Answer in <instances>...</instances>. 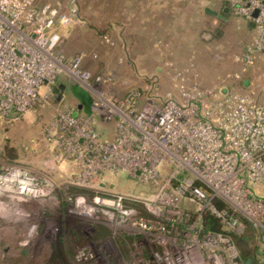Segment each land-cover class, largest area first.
<instances>
[{
  "label": "built area",
  "instance_id": "obj_1",
  "mask_svg": "<svg viewBox=\"0 0 264 264\" xmlns=\"http://www.w3.org/2000/svg\"><path fill=\"white\" fill-rule=\"evenodd\" d=\"M69 2L62 10L0 0V119H18L58 98L62 72L91 96L88 114L61 106L44 128L54 160L72 166L60 180L20 164L0 168V229L12 227L9 241L19 245L11 252L42 255L49 240L69 233L68 221L86 237L75 251L84 264H244L225 230L244 229L238 212L264 235V97L188 85L181 76L180 97L149 95L140 107V89L117 93L115 70L94 72L87 51L58 48L63 30L78 21L76 2ZM228 2L255 28L238 56L239 77L264 53V0ZM99 122H113L114 136H103ZM124 171L154 188L115 189L105 175ZM75 186L83 191H67ZM216 197L233 211L218 208ZM206 211L223 231L205 227Z\"/></svg>",
  "mask_w": 264,
  "mask_h": 264
},
{
  "label": "rangeland",
  "instance_id": "obj_2",
  "mask_svg": "<svg viewBox=\"0 0 264 264\" xmlns=\"http://www.w3.org/2000/svg\"><path fill=\"white\" fill-rule=\"evenodd\" d=\"M223 1L225 0L219 2L220 7ZM75 2L78 7V21L63 30L58 48L67 55H73L80 50L87 51L85 64L92 71L115 70L116 85L122 89L121 92L140 89V107L149 95L159 101L168 93L180 97L181 76L188 85L198 82L205 87L221 86L225 92H249L257 99L264 97V53L257 56L254 63L239 77L233 76L241 69L238 56L243 53L245 44L251 41L255 29L248 18L235 14L231 9L227 15L221 16L223 19L217 20L210 13H202L210 22L203 26L197 36L191 38L183 34L168 33V37H159L153 41L158 45L152 51L148 48L151 40L148 42L144 35L134 37L129 32L130 22L136 14V0ZM36 4L56 5L67 10L70 2L36 0ZM227 5L230 7L229 2ZM190 28L187 25L185 30ZM105 34L110 37V42L104 39ZM70 79L72 78L63 72L58 76L54 92L60 94V85L63 84L61 99L51 98L49 102L37 105L15 120L0 119V168L15 163L35 171L58 175L61 171L58 169L59 163L54 160V153L44 140V128L59 107H76L81 96L84 100L89 99L80 90L79 84L76 81L71 82ZM111 184L117 190L142 194H147L154 188L152 182L140 181L127 171L116 174ZM73 190L80 192L83 188H67L68 192ZM57 193L60 195V190ZM182 204L190 205L186 200ZM46 214L51 213L47 211ZM245 221L247 226L244 232L236 234L242 261L244 264H264L263 231L255 226L253 220L247 218ZM67 223L66 227H73L68 221ZM0 224L4 225L2 219ZM7 228L13 229L7 226L0 229V264H84L75 258V253L73 255L70 245L76 249L81 244L76 237L70 238V234L67 240L65 233L59 234L56 240H49L42 255L27 256L26 249L21 254H16L19 252V245L9 241ZM13 248L16 252H11ZM248 257L251 259L247 261Z\"/></svg>",
  "mask_w": 264,
  "mask_h": 264
},
{
  "label": "crops",
  "instance_id": "obj_3",
  "mask_svg": "<svg viewBox=\"0 0 264 264\" xmlns=\"http://www.w3.org/2000/svg\"><path fill=\"white\" fill-rule=\"evenodd\" d=\"M136 1H137L136 14L133 15L132 20L130 22L129 32L130 34L134 35V37H138V35H144V37L146 36L145 39H147L148 42L151 40L152 44L151 42H149L150 45L148 48L152 51L154 50L156 44L158 45V43H153V41H155V39L157 40V38L159 37L162 38L168 37V33L176 34V35L183 34L191 38L197 36L198 33L201 32L203 26L204 27L207 26L208 22H210L209 21L210 19L207 18L202 13H206V14L210 13L214 16L216 20L218 18L223 19V17H221L223 16V13H220L219 10V6H220L219 2H221V0H136ZM207 7L217 10L218 14H214L207 11L206 10ZM226 13H228V11H226L224 14ZM213 22L215 21L213 20ZM250 24L253 26L251 22ZM187 25L191 27L189 30H185ZM254 35L252 36V39L254 38ZM248 43L245 44L244 49L246 48ZM186 79L187 81H189L188 76H186ZM79 86H80L79 87L80 90H82V92H84L86 97L88 96L89 99L84 100V98H82L81 96V98H79L77 101L76 112L88 114L90 112L91 96L89 95L88 91L85 90V88H83L80 84ZM115 90L121 96H124L125 93H127V91L121 92L122 89H119L117 85L115 86ZM98 128L99 131H101V133L103 134V136L106 137L114 136L115 125L113 122H109V123L99 122ZM70 168H72L71 164L69 162L65 163L64 161L58 165V169L61 171L58 173V175H54V176L60 178L63 171ZM114 176L110 174L105 175V177H108V179L110 180V184ZM78 231L79 230L77 228H73V227L69 228V233L68 232L65 233L66 240L68 238L67 236L70 234L69 235L70 238L73 239V237H76L77 240L80 241V244L85 243L86 237L84 236V234L79 233ZM70 247L71 250L73 248L72 252L74 255L76 249L73 247L72 244L70 245Z\"/></svg>",
  "mask_w": 264,
  "mask_h": 264
},
{
  "label": "trees",
  "instance_id": "obj_4",
  "mask_svg": "<svg viewBox=\"0 0 264 264\" xmlns=\"http://www.w3.org/2000/svg\"><path fill=\"white\" fill-rule=\"evenodd\" d=\"M214 203H215V205L218 208H224V207H226L229 210L233 211L232 208L230 207V205L228 203H226L222 198L216 197L214 199ZM235 214L238 215L242 219L243 222L245 220H247V218L243 220V215H241L240 213L235 212ZM204 220H205V227L207 229H212V230H216V231H223L224 230L222 228V224L219 221V218L216 215H214L213 213H211L210 211H206L205 216H204ZM245 223H246V225H245L243 231H241V232H235V231H232V230H225V232L229 233L232 236L233 241L237 245V247H238V249L240 251L241 259H242V253H241L240 246L238 244V240H237V235L236 234H239V233H243L244 232V230L246 229V226H247V222L246 221H245ZM248 259H251V258L250 257L246 258L247 261H248Z\"/></svg>",
  "mask_w": 264,
  "mask_h": 264
},
{
  "label": "water",
  "instance_id": "obj_5",
  "mask_svg": "<svg viewBox=\"0 0 264 264\" xmlns=\"http://www.w3.org/2000/svg\"><path fill=\"white\" fill-rule=\"evenodd\" d=\"M227 7H228V11H229L230 10V7L228 5H227ZM206 10L209 11V12H211V13L218 14V11L217 10L211 9L209 7H207ZM70 81L73 82V83H75V81L73 79H70ZM60 87H61V90H60V94H59V97H58L59 99H61L62 96H63L64 85L62 84V85H60Z\"/></svg>",
  "mask_w": 264,
  "mask_h": 264
},
{
  "label": "flooded vegetation",
  "instance_id": "obj_6",
  "mask_svg": "<svg viewBox=\"0 0 264 264\" xmlns=\"http://www.w3.org/2000/svg\"><path fill=\"white\" fill-rule=\"evenodd\" d=\"M227 1L228 0L223 1L222 6L221 7L219 6L220 13H223L224 14L226 11H228V7H227L228 2Z\"/></svg>",
  "mask_w": 264,
  "mask_h": 264
}]
</instances>
